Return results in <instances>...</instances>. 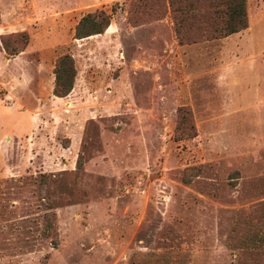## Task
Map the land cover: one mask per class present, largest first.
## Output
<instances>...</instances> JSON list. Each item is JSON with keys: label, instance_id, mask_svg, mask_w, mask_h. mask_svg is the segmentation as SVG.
Masks as SVG:
<instances>
[{"label": "rangeland", "instance_id": "rangeland-1", "mask_svg": "<svg viewBox=\"0 0 264 264\" xmlns=\"http://www.w3.org/2000/svg\"><path fill=\"white\" fill-rule=\"evenodd\" d=\"M101 9L112 28L74 38ZM155 10L0 0V264H264V0L246 30L183 45ZM184 106L197 134L178 139Z\"/></svg>", "mask_w": 264, "mask_h": 264}, {"label": "trees", "instance_id": "trees-1", "mask_svg": "<svg viewBox=\"0 0 264 264\" xmlns=\"http://www.w3.org/2000/svg\"><path fill=\"white\" fill-rule=\"evenodd\" d=\"M151 11L161 9L162 2L170 9L179 44L195 43L229 37L249 27L248 0H140ZM116 10L115 4L112 12ZM112 14L101 9L84 14L75 27L74 38L86 39L103 34L111 25ZM162 16L156 15V19ZM14 37L17 44L11 45ZM29 42L27 32L11 33L2 36V45L7 53L17 55L24 51ZM55 84L53 93L66 97L74 87L77 75L72 54L65 53L57 58L55 65ZM178 139L194 137L197 134L192 110L187 106L180 108V127ZM80 158L77 161L79 166Z\"/></svg>", "mask_w": 264, "mask_h": 264}, {"label": "crops", "instance_id": "crops-1", "mask_svg": "<svg viewBox=\"0 0 264 264\" xmlns=\"http://www.w3.org/2000/svg\"><path fill=\"white\" fill-rule=\"evenodd\" d=\"M111 28H112V23H111L110 27L108 28V30L111 29Z\"/></svg>", "mask_w": 264, "mask_h": 264}]
</instances>
